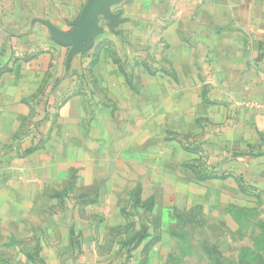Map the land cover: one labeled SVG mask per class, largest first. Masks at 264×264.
<instances>
[{
  "label": "crops",
  "instance_id": "obj_1",
  "mask_svg": "<svg viewBox=\"0 0 264 264\" xmlns=\"http://www.w3.org/2000/svg\"><path fill=\"white\" fill-rule=\"evenodd\" d=\"M92 37V53L111 46L176 71V101L191 98L206 122L197 144L216 174L192 171L186 191L202 185L224 211L264 197V113L234 106L262 96L264 0H0V264H163L153 228L123 215L135 180L106 156L55 151L53 108L70 95L58 122L71 117ZM142 163L151 176L150 152Z\"/></svg>",
  "mask_w": 264,
  "mask_h": 264
},
{
  "label": "rangeland",
  "instance_id": "obj_2",
  "mask_svg": "<svg viewBox=\"0 0 264 264\" xmlns=\"http://www.w3.org/2000/svg\"><path fill=\"white\" fill-rule=\"evenodd\" d=\"M93 40L83 53L87 66L73 69L77 83L71 96L77 106L72 105L71 117L58 122L70 95L53 108L52 124L62 123L55 134L57 155L106 156L112 170L123 168L135 180L125 192L129 196L123 215L137 226L153 228L161 242L150 250L162 256L163 264H264V197H232L234 205L224 211L223 198L202 188L203 180L216 175L209 170L208 153L197 144L198 128L206 122L195 123L191 98L176 101V71L145 65L141 55L130 54L129 59L111 46L92 53ZM144 140L150 145L147 153L140 149ZM149 152L151 176L142 163ZM125 157L135 163L127 166L118 159ZM192 171L201 180L194 183L201 185L198 196L185 190L192 185Z\"/></svg>",
  "mask_w": 264,
  "mask_h": 264
},
{
  "label": "built area",
  "instance_id": "obj_3",
  "mask_svg": "<svg viewBox=\"0 0 264 264\" xmlns=\"http://www.w3.org/2000/svg\"><path fill=\"white\" fill-rule=\"evenodd\" d=\"M261 77H262V96L260 98H253V97L236 98L234 100V106L236 108L264 113V72Z\"/></svg>",
  "mask_w": 264,
  "mask_h": 264
}]
</instances>
